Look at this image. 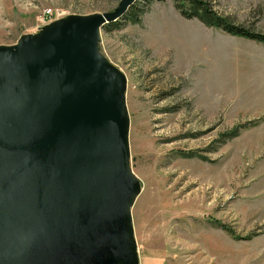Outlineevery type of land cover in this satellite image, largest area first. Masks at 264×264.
Here are the masks:
<instances>
[{
    "label": "rangeland",
    "instance_id": "obj_1",
    "mask_svg": "<svg viewBox=\"0 0 264 264\" xmlns=\"http://www.w3.org/2000/svg\"><path fill=\"white\" fill-rule=\"evenodd\" d=\"M119 1L0 0V44L34 32L48 7L89 14ZM208 1L264 34V0ZM140 19L101 29L99 43L127 79L139 264H264V43L187 19L173 0Z\"/></svg>",
    "mask_w": 264,
    "mask_h": 264
},
{
    "label": "water",
    "instance_id": "obj_2",
    "mask_svg": "<svg viewBox=\"0 0 264 264\" xmlns=\"http://www.w3.org/2000/svg\"><path fill=\"white\" fill-rule=\"evenodd\" d=\"M134 1L0 44V264H139L127 79L99 46Z\"/></svg>",
    "mask_w": 264,
    "mask_h": 264
},
{
    "label": "trees",
    "instance_id": "obj_3",
    "mask_svg": "<svg viewBox=\"0 0 264 264\" xmlns=\"http://www.w3.org/2000/svg\"><path fill=\"white\" fill-rule=\"evenodd\" d=\"M140 1H144V5L148 6L154 0H135L119 19L105 23L102 29L106 32H111L121 29L125 22L134 24L139 23L141 21L140 15L145 7L138 6ZM173 2L178 12L187 19L195 18L208 27L219 28L231 35L243 36L264 43V34L253 33L240 26L234 25L230 22L228 17L218 14L208 0H173ZM244 126L246 125H240V127ZM237 134L238 128H234L228 133L227 138L234 137Z\"/></svg>",
    "mask_w": 264,
    "mask_h": 264
},
{
    "label": "built area",
    "instance_id": "obj_4",
    "mask_svg": "<svg viewBox=\"0 0 264 264\" xmlns=\"http://www.w3.org/2000/svg\"><path fill=\"white\" fill-rule=\"evenodd\" d=\"M68 14V12H62L61 8L48 7L44 9L41 17V22L37 24V26L35 27V31H37L42 25H45L52 20L64 17Z\"/></svg>",
    "mask_w": 264,
    "mask_h": 264
}]
</instances>
